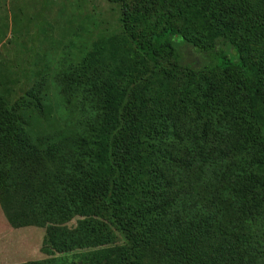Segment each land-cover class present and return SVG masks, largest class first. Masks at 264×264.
Segmentation results:
<instances>
[{
	"label": "trees",
	"instance_id": "trees-1",
	"mask_svg": "<svg viewBox=\"0 0 264 264\" xmlns=\"http://www.w3.org/2000/svg\"><path fill=\"white\" fill-rule=\"evenodd\" d=\"M107 2L122 5L124 36L157 71L127 91L120 121L107 136L115 169L107 200L95 203L90 192L81 197L69 177L91 156L78 155L55 173L50 186L58 199L40 217L47 242L58 243L73 213L81 220L65 252L84 251L82 264H264V0ZM193 23L206 31L203 40L198 31L194 38L186 31ZM110 36L95 41L99 61L81 52L55 70L59 117L43 91L18 124L31 129L44 122L45 135H77L80 144L78 128L90 121L69 116L74 110L65 105L102 65L103 51L114 53L117 38ZM187 48L210 65L185 64ZM26 174L20 183L29 205ZM101 210L119 244L97 221Z\"/></svg>",
	"mask_w": 264,
	"mask_h": 264
},
{
	"label": "rangeland",
	"instance_id": "rangeland-1",
	"mask_svg": "<svg viewBox=\"0 0 264 264\" xmlns=\"http://www.w3.org/2000/svg\"><path fill=\"white\" fill-rule=\"evenodd\" d=\"M182 2L174 0L176 4ZM148 10L153 13L157 9ZM122 15V5L107 0H0V264L46 261L82 264L84 251L65 252L72 246L68 240L70 232H78L79 216L73 213L66 216V223L61 225L64 233L58 234V243L54 238L53 243L47 242L40 217L46 206L58 199V192L50 186L55 173L71 159L76 161L78 155L85 159L91 156L83 170L69 176L77 180L78 189L83 191L80 196L90 192L91 199L98 203L110 195L115 169L109 159L107 136L114 123L120 121L129 97L127 91L157 71L132 49L123 34ZM186 31L192 38L196 31L202 35L201 39L206 36L199 23L188 25ZM102 35L117 38L114 53L103 51L102 65H97L75 101L71 105L63 101L74 110L69 116L81 123L90 121L87 129L78 128L82 142L78 144L77 135L70 138L62 137L61 132L45 135L44 122L31 129L18 124V115L29 112L43 91V95L49 94L50 107L59 117L63 111L56 99L59 87L55 90L51 86L55 70L81 52L99 61L100 56L93 49ZM195 51L184 50L185 64L192 63L196 69L210 65L208 57ZM73 141L77 143L74 146ZM24 173L31 178L29 205L22 201L28 194L20 183ZM18 184L20 190L14 188ZM71 199L72 204L78 201L77 197ZM101 212L97 221L104 224L113 244H119L121 236L108 215Z\"/></svg>",
	"mask_w": 264,
	"mask_h": 264
}]
</instances>
